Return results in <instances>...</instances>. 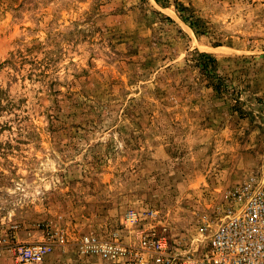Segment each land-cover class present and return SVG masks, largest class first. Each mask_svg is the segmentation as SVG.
<instances>
[{
  "label": "rangeland",
  "instance_id": "obj_1",
  "mask_svg": "<svg viewBox=\"0 0 264 264\" xmlns=\"http://www.w3.org/2000/svg\"><path fill=\"white\" fill-rule=\"evenodd\" d=\"M254 178L264 0H0V264H153L146 234L196 255Z\"/></svg>",
  "mask_w": 264,
  "mask_h": 264
},
{
  "label": "built area",
  "instance_id": "obj_2",
  "mask_svg": "<svg viewBox=\"0 0 264 264\" xmlns=\"http://www.w3.org/2000/svg\"><path fill=\"white\" fill-rule=\"evenodd\" d=\"M142 243V248L153 249V264H264V181L254 178L229 189L216 215V226L200 253H175L164 237L151 234L143 236ZM108 249L113 257L135 254L140 264H148L128 244L115 241ZM17 250L26 264H42L50 246L34 242Z\"/></svg>",
  "mask_w": 264,
  "mask_h": 264
},
{
  "label": "trees",
  "instance_id": "obj_3",
  "mask_svg": "<svg viewBox=\"0 0 264 264\" xmlns=\"http://www.w3.org/2000/svg\"><path fill=\"white\" fill-rule=\"evenodd\" d=\"M190 25L197 31L196 26L194 25V23H190ZM201 55L202 56H210L209 53H206V52L201 53Z\"/></svg>",
  "mask_w": 264,
  "mask_h": 264
}]
</instances>
